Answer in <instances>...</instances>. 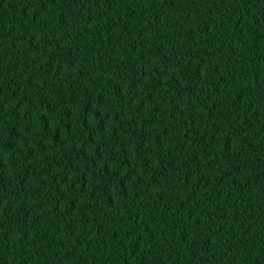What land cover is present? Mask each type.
I'll list each match as a JSON object with an SVG mask.
<instances>
[{
  "label": "trees",
  "instance_id": "1",
  "mask_svg": "<svg viewBox=\"0 0 264 264\" xmlns=\"http://www.w3.org/2000/svg\"><path fill=\"white\" fill-rule=\"evenodd\" d=\"M0 264H264V0H0Z\"/></svg>",
  "mask_w": 264,
  "mask_h": 264
}]
</instances>
